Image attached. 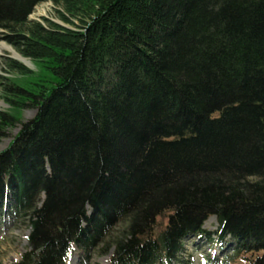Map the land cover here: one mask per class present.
<instances>
[{"label": "trees", "instance_id": "16d2710c", "mask_svg": "<svg viewBox=\"0 0 264 264\" xmlns=\"http://www.w3.org/2000/svg\"><path fill=\"white\" fill-rule=\"evenodd\" d=\"M48 1L72 28L28 20ZM2 31L37 68L0 77L35 110L0 152L17 264L102 243L109 264H177L203 237L264 264V0H0ZM17 122L0 112V140Z\"/></svg>", "mask_w": 264, "mask_h": 264}, {"label": "rangeland", "instance_id": "374dc122", "mask_svg": "<svg viewBox=\"0 0 264 264\" xmlns=\"http://www.w3.org/2000/svg\"><path fill=\"white\" fill-rule=\"evenodd\" d=\"M62 11L60 7H56L51 2H41L37 4L32 13L28 16V20L39 22L45 25V20L52 21L54 23L63 25L68 28H72L70 24H64L58 17L57 11ZM8 32H0V45H4L6 48H10L12 51L19 54L11 45H9L4 37L7 36ZM20 55V54H19ZM21 56V55H20ZM22 57V56H21ZM11 52L3 50L0 53V77L12 78V81L17 84H22L18 75H10L5 70V63L9 60H15ZM26 59V58H24ZM29 60V59H27ZM17 61V60H15ZM30 61V60H29ZM19 62V61H17ZM31 62V61H30ZM21 63V61L19 62ZM22 64V63H21ZM23 65V64H22ZM25 65V64H24ZM27 65H25L26 67ZM28 69L37 70L31 62V66H27ZM1 81V80H0ZM0 85H2L0 83ZM1 91V87H0ZM0 112L8 113L17 118L15 126L7 130L5 136L0 140V152L6 149L10 142L14 139L18 131L20 130L21 124L32 119L35 115V110L29 107H25L19 112H15L9 105L1 100L0 94ZM7 202V203H6ZM0 209V264H17L22 255L28 250L27 236L29 235V229L27 225H22L14 221L9 212V202L6 201ZM6 210V211H5ZM166 223V218L158 220L160 226ZM216 220L211 217L203 225V228L209 232L216 230ZM120 227V226H119ZM119 227H116L110 236L111 238L118 234ZM103 243L98 245L94 250H91L87 257L82 251H73L67 260V264H109L110 257L112 255V249L109 252L101 250ZM185 252L181 256V261L177 264H221L224 262L226 255H229L228 247H219L215 242H208L207 239L203 238H190L185 241ZM211 260L212 263H209ZM229 264H247L244 260L239 259Z\"/></svg>", "mask_w": 264, "mask_h": 264}, {"label": "bare ground", "instance_id": "6f19581e", "mask_svg": "<svg viewBox=\"0 0 264 264\" xmlns=\"http://www.w3.org/2000/svg\"><path fill=\"white\" fill-rule=\"evenodd\" d=\"M3 50H8L9 52H11L14 56L15 59L21 61L23 64L27 65V66H31V62L27 59H24V57H21L19 54H17L16 52L12 51L10 48H6L4 45H0V53Z\"/></svg>", "mask_w": 264, "mask_h": 264}, {"label": "water", "instance_id": "95a60500", "mask_svg": "<svg viewBox=\"0 0 264 264\" xmlns=\"http://www.w3.org/2000/svg\"><path fill=\"white\" fill-rule=\"evenodd\" d=\"M60 25V24H59ZM61 26H63V25H61ZM14 59V58H13ZM15 60H17V59H15ZM17 61H19V60H17ZM20 62V61H19ZM22 63V62H21ZM23 64V63H22ZM24 65V64H23ZM25 66V65H24ZM27 67V66H26ZM28 68V67H27Z\"/></svg>", "mask_w": 264, "mask_h": 264}]
</instances>
